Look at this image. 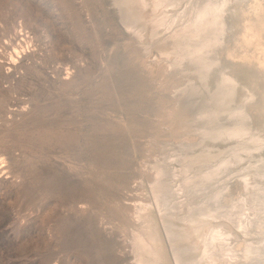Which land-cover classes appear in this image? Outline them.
I'll list each match as a JSON object with an SVG mask.
<instances>
[{
  "label": "rangeland",
  "instance_id": "1",
  "mask_svg": "<svg viewBox=\"0 0 264 264\" xmlns=\"http://www.w3.org/2000/svg\"><path fill=\"white\" fill-rule=\"evenodd\" d=\"M147 48L113 0H0V264H137L134 205L204 98Z\"/></svg>",
  "mask_w": 264,
  "mask_h": 264
},
{
  "label": "bare ground",
  "instance_id": "2",
  "mask_svg": "<svg viewBox=\"0 0 264 264\" xmlns=\"http://www.w3.org/2000/svg\"><path fill=\"white\" fill-rule=\"evenodd\" d=\"M113 1L186 78L184 102L204 97L179 132L199 139L156 162L152 198L134 205L136 263L264 264V0Z\"/></svg>",
  "mask_w": 264,
  "mask_h": 264
}]
</instances>
